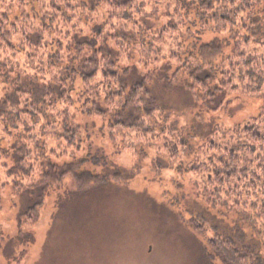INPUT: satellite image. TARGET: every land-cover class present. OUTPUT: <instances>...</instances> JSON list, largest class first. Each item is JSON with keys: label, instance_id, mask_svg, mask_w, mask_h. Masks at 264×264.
<instances>
[{"label": "rangeland", "instance_id": "rangeland-1", "mask_svg": "<svg viewBox=\"0 0 264 264\" xmlns=\"http://www.w3.org/2000/svg\"><path fill=\"white\" fill-rule=\"evenodd\" d=\"M87 4L96 6L95 0H88ZM36 5L37 0L29 4L27 12L30 16L32 9L38 10ZM14 9L16 14L12 17L20 15L18 8ZM93 10L97 13L102 7L92 8L90 12ZM256 12L260 13L256 14L259 23H263L264 8H257ZM101 24H94L92 31ZM166 24L176 27L177 21L168 18ZM194 24L187 28L202 33L201 40L191 38L197 46L212 42L223 50L233 46L229 35L212 32L209 33L211 38L206 40L205 32L197 27L199 24ZM154 28L155 23L150 19L147 31L149 29L152 33ZM69 36L72 39L76 35L72 33ZM80 37L92 38H75ZM127 37L129 41L136 40ZM79 41L83 43L84 39ZM56 45L58 50L61 45ZM57 50L51 55H56ZM151 91L157 98L156 103L164 110L162 122H155L157 129H160L163 121L168 125L176 122L179 126L181 119L195 107L191 95L181 87L169 89L165 84ZM260 107L264 108V103ZM223 108L227 109L223 115H217L222 109L218 112L207 109L209 115L203 117L198 112L186 127L185 139L190 150L180 168L182 172L172 171L164 152L162 158H158V154L145 141L138 149V162L133 168H107L102 152H89L92 160L97 158L99 162L83 164L82 170L95 175H106L109 170L111 174H108L106 183L84 193L76 191L74 180L68 178L58 187L49 188L43 196L39 190H34L31 196L21 192L13 200L10 194L19 192L17 185L21 186L22 183L21 179L11 177L2 198L0 264H224L209 246L216 234L233 238L240 248L254 250L260 254L259 260L264 264V248L252 227L236 212L207 205L194 183L195 176L187 173L193 159L192 153L210 140L208 137L214 128L231 129L246 125L250 118H257L261 114H250L245 104ZM8 118L0 120V152L10 150L19 140L16 137L10 147L4 146ZM10 162L13 166L12 159ZM114 175L120 178L115 179ZM2 180L5 182L4 177ZM37 203L40 217L37 222L28 224L25 217L27 211ZM6 216L15 226V235H10L4 229ZM192 219L198 221L203 229L197 230L190 223Z\"/></svg>", "mask_w": 264, "mask_h": 264}, {"label": "clouds", "instance_id": "clouds-1", "mask_svg": "<svg viewBox=\"0 0 264 264\" xmlns=\"http://www.w3.org/2000/svg\"><path fill=\"white\" fill-rule=\"evenodd\" d=\"M55 2L60 4L63 11L72 17L71 24L60 13H57L49 3L42 0L40 4L36 5L40 16H45L47 13L48 17L55 15L56 19L46 32L37 21H21L20 26L24 28L26 33L41 32L43 41L37 48L25 44L24 38L19 32L10 37L17 45V55L13 60L7 45H4L3 55L0 56V59L8 63L9 67H14L15 71L9 74L12 80L2 86L3 91H0V97L21 84L25 78L36 79L38 83L43 85L69 86V83H61V76L69 63V57L75 53L62 52L60 62L57 65L50 66L48 63L49 55L57 50V40H62L65 45L72 43L70 36H63L65 30L80 36L94 37L95 33L92 31V26L108 21L104 29L105 36L98 39L103 44L105 37H107L108 46L115 49L119 55L115 58V66L110 63L112 57L106 56L102 52L96 53V63H87L84 57L93 55V52L91 49L85 48L81 56L72 61V67L77 68V72L73 73L74 79L70 83L74 84L75 88L67 95L73 97L74 103L69 104L65 98L52 107L45 106V112L48 114L47 119L54 121L50 126L43 117H40L37 123H33L28 116H24L19 122V126L13 130L14 135L12 137H7L5 134L4 146L10 147V144L15 142L16 136L23 133L25 122L33 129L30 134L31 139L27 136H21L20 142L31 149V155L27 158L25 167L31 163L34 171L26 178L16 177V179H21L23 187L19 192L11 193V199L16 200L21 192L26 196H31V190L44 182L45 177L41 174L42 161L45 167H47V161L51 160L62 167L78 168L83 164L95 163L89 156V152L95 154L99 150L105 156V167L133 168L138 162V149L144 145L148 138L141 133L140 129L125 130L120 127H109V124L112 121L123 119L130 111L141 116L144 127H156V121L162 122L159 109L154 112L152 117H143V108L151 102L153 95V91H146L145 89L155 90L167 84L169 89L181 87L190 93L195 107L181 119L179 127L182 129L190 125L192 118L196 117L198 112L202 114V117L209 115L208 107L216 101L222 91L227 92V99L232 100V105L229 107L245 104L252 115L264 112V108L260 107V104L264 103V85H262L260 92L252 93L249 87H255L254 81L247 77L241 79L244 71H246L244 61L249 55L260 58L259 62L250 67L259 76L264 77V48L259 45L249 44L245 46L243 44V36L247 32L240 28L239 18H237L236 25L233 26L240 33L236 37V40L240 41L239 48L235 47V41H233L232 47H225L218 54L209 52L208 55H202L197 52L195 55H190L192 40L185 29L190 27L188 21L196 19L195 12L188 17V20H184L182 12L179 17L174 14L171 18L176 20L178 24L183 21L177 31L169 30L162 41L153 39L159 29L167 22L168 17L163 16L162 13L177 7L174 0H159V2L151 0L144 5L138 15L136 9L141 8L139 0L130 9H114L105 4L102 6V10L97 13L88 10L86 6L88 0H55ZM67 3L72 5L73 10L70 11L67 8ZM238 3L239 0L236 4H229L226 0H221L217 8H236ZM18 6L25 7L24 5ZM257 7L264 8V0H260L259 4H254L252 8L246 11H241L239 17L247 18L250 14H260L255 11ZM154 9H160V11L155 16L149 17L155 23V28L150 34L142 31V25H129L127 21L119 19L108 20L113 12L122 13L123 11L132 12L133 18L138 20ZM0 11H8L10 16L16 14L14 7L9 3H4ZM245 22H247L246 19ZM7 24L8 21L5 22V26ZM113 24L116 25L115 28L112 27ZM72 25L76 27L73 28ZM197 27L199 28L200 25ZM216 27L215 24H210L203 30L206 40L211 38L209 33L215 32ZM121 29L125 32L135 33L137 39L134 42L126 43L119 37L107 36L108 33ZM217 34L230 35L227 30ZM148 41H151V44ZM254 48L258 51L254 52ZM239 51L245 52V55H238ZM29 54H32L31 59L28 58ZM82 62L84 63L83 71L88 72L94 68L97 70V75L90 81H85L80 77ZM229 64L232 66L229 67ZM166 65L167 68H165ZM113 67L114 75L108 76L105 70ZM203 72L212 73V77L206 82L196 79V76ZM17 75L21 78L19 81L15 79ZM138 79L144 87L137 85ZM229 79H231V84L227 83ZM222 81L225 83L222 84ZM232 85H237L235 92L232 90ZM25 99H30V97H25ZM45 99L50 100L51 97L46 96ZM227 99L225 103H227ZM85 100H88L86 105L84 104ZM97 105L106 110L102 116L96 114ZM66 108L68 109L67 113L63 111ZM88 110H92L91 115L87 114ZM7 111L14 114L19 109L9 106ZM226 112L227 109L222 106L221 113H217V115H223ZM37 116L39 117V113ZM202 117H197V119ZM6 118L5 115L0 117V120H6ZM64 122H67L70 128L76 129L74 137L71 133H65L69 139L59 135L64 132ZM77 125H79L78 128ZM41 127H43V134ZM77 146L80 148L79 152L76 151ZM52 150H55L54 154ZM0 160L8 164L9 167L11 166L8 158L0 157ZM3 172L6 174L7 168H4ZM4 179L8 180L9 178L5 175ZM3 223L4 229L8 230L10 235H15V226L8 220L7 216Z\"/></svg>", "mask_w": 264, "mask_h": 264}, {"label": "trees", "instance_id": "trees-1", "mask_svg": "<svg viewBox=\"0 0 264 264\" xmlns=\"http://www.w3.org/2000/svg\"><path fill=\"white\" fill-rule=\"evenodd\" d=\"M31 2L32 0H0V8H2L4 3H9L14 8H18L19 12H21L20 15L12 17L8 11H0V56L3 55L4 45H7L12 59H15L17 55V45L10 37L17 32L23 36L25 44L31 47H40L43 41L42 33H26L24 28L20 26L22 20L25 22L29 20L37 21L45 32L54 23L56 19L55 15L48 17L46 13L45 16H40L38 10L32 9V16H30L27 9ZM37 2L40 4L42 0H37ZM43 2L49 3L57 13H60L61 16L71 24L72 17L69 16L68 13H65L60 4L56 3L55 0H43ZM137 2L138 0H95L96 6H93V4H87L86 6L89 8V11L92 8L98 6L102 7L105 4H107L109 8L130 9L133 8ZM148 2H151V0H139L141 8L136 9L137 15ZM157 2H159V0H157ZM174 2L177 4L176 8L162 13L163 16L166 15L171 21H176L171 18L174 14L179 17L182 12L184 20H188V17L195 12L196 19L188 21L189 25L192 24L194 26V23L199 24L203 31L208 25L215 24L217 27L213 33H222L227 30L230 33L229 36L231 40L235 41V47L239 48L240 41L236 40V37L240 35V33L233 27L237 23V18H239L240 28L247 32V34L243 36V44L245 46L249 44L259 45L264 48V18L263 23H259L256 15L250 14L247 18L239 17L241 11H246L252 8L254 4H259L260 0H239L236 8H217L221 0H174ZM226 2L229 4H236L237 0H226ZM18 5H24L25 7H19ZM66 6L70 11L73 10L70 3H67ZM90 6L93 7L90 8ZM257 8H255V11ZM159 11L160 9H154L151 12H147L145 16H141L138 20L133 18L132 12L130 11H123L122 13L113 12L108 17V20L119 19L127 21L129 25H142V31L150 34V30L148 29L147 31V24L150 20L149 17L155 16ZM245 19L247 22H245ZM6 21H8L7 26H5ZM107 23L108 21H103L101 25L96 26L93 29L95 36L92 38L87 39L86 37L81 39L80 37L76 39L75 37L80 35L74 34L76 36L71 39L72 43L69 45H65L62 40L56 41V43H59L61 46L57 50L56 55H49L48 63L50 66H55L60 62L62 52L75 53V55L69 57V63L65 67L64 74L61 76V83H69L68 87H62L59 84L43 85L38 83L36 79L29 80L25 78L21 84L14 87L3 97H0V117L5 115L6 117L9 116V122L5 129L7 137H12L14 135L13 130L19 126V122L24 116H28L33 123H37L39 118L43 117L50 126L54 121H49L47 119L48 114L45 112V106L52 107L59 101L65 100V98L69 104L74 103L73 97L67 95L70 91H74L75 88L74 84L70 83L74 79L73 73L77 72V68L72 67V61L80 57L85 48H89L93 52V55L84 57L87 63H96V53L102 52L104 55L112 57L110 63L115 66V58L119 53L108 46L107 37H105L103 44H101L98 39L99 37L105 36L104 29ZM182 23L183 21H180L179 24L177 22L176 27L165 24L159 29L160 32L157 34V37L154 36L153 39L162 41L163 38L167 36L169 30L173 32L177 31ZM72 27L75 28L76 26L72 25ZM112 27L115 28L116 25L113 24ZM185 30H188L187 33L190 38L195 37L197 40L202 39L200 36L202 33H196L189 28ZM70 34H72V32L67 30L63 31L64 37H69ZM107 36L112 38L119 37L126 43L130 42L127 36H130L131 39H137L135 33L130 31L125 32L122 29L110 32ZM83 39V43L79 41ZM133 40L134 39H132V42ZM149 44H151V41H149ZM21 51H23V49H21ZM221 51H223V48L214 42L200 46L192 43L191 52L189 54L195 55L199 52L202 55H208L209 52L218 54ZM253 51H258V49L254 48ZM237 54L244 56L245 52L239 51ZM55 57H58V59L56 60ZM28 58L31 59L32 54H29ZM259 60V57L249 55L244 61L246 71H244L241 79L247 77L249 80L254 81L255 87H249L252 93L260 92L262 85H264V77L259 76L250 67L252 64L259 62ZM9 63H11V61H9ZM231 66L232 65L229 64V67ZM80 67V77L85 81H90L97 75V70L95 68L88 72L83 71V62ZM13 71H15L14 67H9L8 63L0 59V91H3L2 86L4 84L12 80L9 74ZM105 72L108 76L114 75V67L106 69ZM221 74L223 75V73ZM190 75H192V73H190ZM16 77L17 81L21 79L19 75ZM211 77L212 73L203 72L198 74L196 79L201 82H206ZM221 83L223 84L225 82L222 81ZM227 83L231 84V79H229ZM137 85L139 87H144L139 80H137ZM145 90L151 91L150 89ZM232 90L235 92L237 90V85H232ZM46 96H50L51 99L46 100ZM227 96V92L222 91L216 101L208 107V110L218 112L222 109V106L228 107L232 105V101L227 99ZM25 97H30V99L26 100ZM156 99L157 98L152 95L151 102L144 106V118L152 117L157 109H159L160 114L164 112L163 108L156 103ZM226 99L227 103H225ZM87 103L88 100H85L84 104L86 105ZM9 106L18 108L19 111L14 114L10 113L7 111ZM63 111L67 113L68 109L66 108ZM95 111L98 116H102L106 110L102 106L97 105ZM37 113H39V117ZM87 113L91 115L92 110H88ZM163 122L160 129L156 127H144L141 116L130 111L123 119L110 122L109 127H120L125 130L140 129L141 133L148 137L146 143L151 146L150 148L153 152L155 151L158 154L157 157L162 158L161 154L164 152L163 155L165 154L167 156L166 158H168V167L172 171L182 172L180 168L184 164L185 159H187L190 150V145L186 143L187 141L185 139L188 130L186 127L183 129L180 128L176 122H172L170 125L165 121ZM63 126L64 132L60 133V136H63L65 139H69V136L65 135V133H71L72 137L75 136V128H70L67 122H64ZM78 127L77 125V128ZM32 131L33 129L25 122L23 133L16 136L19 140L12 145L10 150L0 152V157L8 158L10 161L12 159L13 161V166L9 167L8 164L0 160V216L3 211L2 198L7 190V184L10 182V178L15 176V180H17L16 177L29 176L34 171L31 163L25 167L27 158L31 155V149H29L26 144L20 142L21 136H27L31 139L30 134ZM41 133L43 134V127H41ZM208 139L210 140L192 153L193 159L189 164L187 173L195 176L194 183L199 187L207 205L214 208L225 207L229 212L240 214L245 223H248L252 227L264 248V112H261L257 118H250L246 125H237L231 129L216 127L213 129ZM76 151H80L79 146L76 147ZM54 152L55 150H52L53 154ZM94 161L95 164H97L99 159L96 158ZM153 162L156 163L157 161L154 160ZM82 166L83 165L78 168L62 167L48 160L47 167H45L42 161L41 174L45 177V180L31 191L39 190L43 196L47 193L49 188L58 187V185L65 180L71 178L76 184V191L84 193L100 186L101 183H106L108 174H111L108 170V173H105L106 175H95L91 171L82 170ZM4 168H7L6 174L3 173ZM5 175L9 179H4V182L2 177ZM114 178L118 179L120 176L114 175ZM22 187L23 185H17V188L21 189ZM38 204L39 203L34 204V206L27 211L25 216L27 218L26 223L30 224L38 221L40 217ZM190 223L199 231L203 229V226L195 219H192ZM238 244L239 243L233 238L230 239L218 234L209 242V246L212 248L214 255L219 257L224 264H261L260 254L252 249L240 248Z\"/></svg>", "mask_w": 264, "mask_h": 264}]
</instances>
